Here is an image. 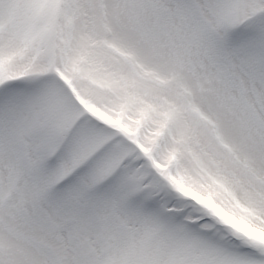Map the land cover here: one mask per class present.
Masks as SVG:
<instances>
[{
	"label": "snow or ice",
	"instance_id": "1",
	"mask_svg": "<svg viewBox=\"0 0 264 264\" xmlns=\"http://www.w3.org/2000/svg\"><path fill=\"white\" fill-rule=\"evenodd\" d=\"M0 264H264V0H0Z\"/></svg>",
	"mask_w": 264,
	"mask_h": 264
}]
</instances>
